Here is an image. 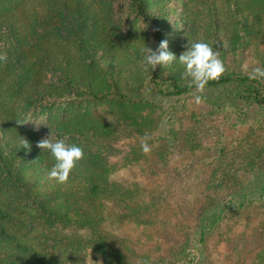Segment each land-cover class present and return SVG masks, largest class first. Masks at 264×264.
I'll return each instance as SVG.
<instances>
[{
	"label": "trees",
	"instance_id": "trees-1",
	"mask_svg": "<svg viewBox=\"0 0 264 264\" xmlns=\"http://www.w3.org/2000/svg\"><path fill=\"white\" fill-rule=\"evenodd\" d=\"M162 39L176 56L208 43L225 71L195 92L179 63L145 68L144 45ZM263 39L264 0H0V264H204L223 223L264 207V142L234 139L241 126L264 123V78L234 66L254 48L264 67ZM195 95L199 122L220 118L234 136L217 135L216 166L184 239L167 257L138 256L106 230L115 207L125 210L119 221L148 209L139 186L110 178L111 143L161 131L160 102ZM34 121L49 139L82 148L66 182L48 178L53 159L25 127ZM183 136L165 161L200 148ZM249 264H264V249Z\"/></svg>",
	"mask_w": 264,
	"mask_h": 264
},
{
	"label": "rangeland",
	"instance_id": "rangeland-1",
	"mask_svg": "<svg viewBox=\"0 0 264 264\" xmlns=\"http://www.w3.org/2000/svg\"><path fill=\"white\" fill-rule=\"evenodd\" d=\"M137 22L142 30L146 29L141 19ZM258 52L264 56V39ZM236 62L234 66L238 70L252 72L258 64L257 51L249 48ZM160 106L163 110L161 131L159 128L147 136L134 131L123 134L111 143L114 154L108 158L110 178L128 188L139 186L141 199L148 204V209L140 214L142 218L138 221H119L117 216L125 210L115 207L106 230L131 252L151 258L167 257L184 239L201 203L200 193L216 166L214 144L217 135L234 136L232 129H228L227 123L220 118L200 123V106L193 96H185L179 101L171 99L170 102L165 99ZM262 119L241 126L234 139L248 133L249 148L261 146L264 142V123L260 127ZM25 127L42 139L48 137L40 121L28 123ZM181 136L193 142L199 140L200 148L167 154L165 161V150L177 144ZM142 143L149 145L148 152L142 150ZM65 231L69 232L68 229ZM261 249H264V207H253L240 214L235 222L223 223L209 238L204 264H249ZM90 255L87 250V256Z\"/></svg>",
	"mask_w": 264,
	"mask_h": 264
},
{
	"label": "clouds",
	"instance_id": "clouds-1",
	"mask_svg": "<svg viewBox=\"0 0 264 264\" xmlns=\"http://www.w3.org/2000/svg\"><path fill=\"white\" fill-rule=\"evenodd\" d=\"M142 51L141 59L145 68L154 69L157 65H170L173 62L181 64L184 69L183 75L187 78L189 86H194L195 92H201L206 83L219 78L225 71L222 61L204 41L192 42L178 56L168 50L167 40L164 39L160 40L154 49L144 45ZM249 78H264V67L253 68ZM194 99L196 103H200L202 97L195 95ZM38 147L52 157L53 163L47 170V176L57 183L68 180L70 172L84 155L79 145L67 144L64 139L52 140L49 136L41 140ZM141 148L144 152L150 150L147 143H142Z\"/></svg>",
	"mask_w": 264,
	"mask_h": 264
}]
</instances>
